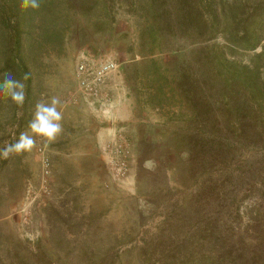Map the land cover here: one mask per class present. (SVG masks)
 Wrapping results in <instances>:
<instances>
[{"label":"rangeland","instance_id":"374dc122","mask_svg":"<svg viewBox=\"0 0 264 264\" xmlns=\"http://www.w3.org/2000/svg\"><path fill=\"white\" fill-rule=\"evenodd\" d=\"M20 1L0 0V70L6 59L19 56L28 74L25 79L16 73L12 81L18 83L7 87L0 80V153L9 139L14 145L28 131L38 102L59 100L62 131L53 142L34 136L30 152H13L6 159L0 155V163L6 160L0 178V264L2 250L14 240L22 242L28 256L25 249L35 241L46 242L50 206L63 214L91 212L98 233L113 237L114 257L102 264H179L183 251L194 257L214 252L224 257L222 264H264V111L252 120L254 129L250 125L226 169L197 166L201 159L193 164L184 145L205 134L195 121L193 102L194 96L209 92L198 47L227 45L223 37L192 43L172 34L159 37L157 30L145 33L144 17L121 6L112 19L102 17L95 26L93 19L76 16L66 23L58 18L56 33L36 30L29 40L21 35L17 48L11 35L17 15L7 7ZM160 2L154 0L157 10ZM58 5L67 6L66 0ZM260 44L250 50L225 49V58L236 67H251L254 61L264 82V58L253 57ZM105 61L114 67L92 89L79 83L78 63L91 69ZM182 75L187 86L178 88ZM224 87L219 83L213 89L215 106L229 94ZM17 92L23 93L22 100L13 98ZM236 94L240 97L236 89L229 94L232 101ZM228 128L236 135L235 121ZM224 177L232 183H225L230 192L209 245L201 230L209 208L219 207L217 201L213 198L197 212L183 206L209 180L222 182ZM220 229L234 243L232 253H226ZM168 245L165 256L158 252Z\"/></svg>","mask_w":264,"mask_h":264},{"label":"trees","instance_id":"16d2710c","mask_svg":"<svg viewBox=\"0 0 264 264\" xmlns=\"http://www.w3.org/2000/svg\"><path fill=\"white\" fill-rule=\"evenodd\" d=\"M37 2L39 7L35 9L31 7V0L27 3L21 0L20 3L9 4L7 7L9 11L15 10L17 15L11 32L16 40L17 48L22 40L21 35L24 36V40H29L30 34L36 30L48 36L56 33L54 28L58 18H63L66 23L74 22L76 16L86 20L93 19L95 26L102 17L112 19L116 9L121 6L128 13L135 16L140 14L144 17L147 26V29H144L145 33L149 30L150 34H153L157 30L160 32L159 37L172 34L188 37L192 43L205 42L215 36H222L227 45L215 46L206 43L198 47L201 50L199 62L204 64L201 66L204 70L201 74L202 81L208 85L209 92L201 98L194 96L193 102L197 108L196 117H199L195 121L204 129L205 134L193 143L184 142V145L193 164H197V160L201 159L197 166L204 167L206 164L210 168L219 165L227 168L226 165L232 159L234 150L241 148V142L244 145L250 125L251 129H254L252 120L262 115L264 111V82L260 79L258 66L254 61H251V67L246 65L236 67L232 61L225 58L227 52L225 49L250 50L259 46L264 37V0H161V7L158 10L154 0L130 2L127 0H66L67 6L62 8H59L58 0H37ZM142 37L143 35H140V38ZM253 57L256 60L264 58V40L260 44V51L253 54ZM21 61L19 56L16 60L6 59L4 67L0 70L2 73L0 80L5 82L6 77L11 80L16 79V73L21 75L23 73L25 79L28 78ZM16 67L23 69L19 71ZM183 76L176 80L178 88L184 84L185 87L187 86V78ZM219 83L225 85V94H232L236 89V92H240V97L236 94L235 101H232L227 94L226 97L219 99V103L215 106L211 97L214 94L213 89L219 86ZM185 87L182 88L183 92ZM27 88L25 85V92ZM232 121H235L238 126L236 135L227 132ZM263 121L264 117L261 116L260 122L263 123ZM188 138L191 139L192 136ZM11 145L13 140L9 139L7 146ZM5 174L6 160L0 163V178L5 177ZM6 179L10 180V177ZM217 181L209 180L201 191L195 192V195L187 202V206H183L185 202L182 203L184 209L193 208L197 212L205 208L213 198L217 201L216 206L219 207L213 212L209 208L210 216L203 222L205 225L201 230L203 240L209 245L215 240L216 227L221 225L218 222L221 221L222 216L218 214L225 206L227 197L225 195L230 192L226 189L225 183H232L228 177H224L222 182L220 179ZM12 184L8 182V189L13 188ZM46 222L48 225L46 242H42L41 239L35 241L32 249H25L30 254L28 256L20 247L22 242L14 240V245L2 250L1 263L102 264L105 261H112L114 255L111 254V240L113 237L107 232L102 235L98 233L99 230L96 228L97 225L95 226L96 221L94 224L91 212L78 215L63 214L50 206ZM218 233L221 234V241L227 245L226 253H232L231 247H234V243L229 240L230 236L225 234L223 229H220ZM198 234L199 232L196 233ZM169 246L162 247L158 252L165 256L164 251H168ZM144 253L140 255L145 257ZM169 253L172 252L169 250ZM203 253L194 257L183 251V259L179 261V264H222L223 260H220L224 258L222 255L219 259L214 252L213 254Z\"/></svg>","mask_w":264,"mask_h":264},{"label":"clouds","instance_id":"9594fccd","mask_svg":"<svg viewBox=\"0 0 264 264\" xmlns=\"http://www.w3.org/2000/svg\"><path fill=\"white\" fill-rule=\"evenodd\" d=\"M25 2L27 3L28 0H25ZM31 7L34 9L39 7L37 0H31ZM15 83L18 82H14L6 77L4 87ZM13 98L22 100L23 93L17 92ZM58 104L59 100L56 98H53L50 104L38 102L35 105L33 119L29 122L28 131L22 132L17 142L14 145L7 146L0 155L7 158L13 152L16 154L30 152L35 146L34 136L43 137L48 142L55 141L58 134L62 131V125L60 123L62 115L58 111Z\"/></svg>","mask_w":264,"mask_h":264},{"label":"built area","instance_id":"2783aa9c","mask_svg":"<svg viewBox=\"0 0 264 264\" xmlns=\"http://www.w3.org/2000/svg\"><path fill=\"white\" fill-rule=\"evenodd\" d=\"M114 67L113 62L105 61L98 66L89 69V67L83 63H78L76 67V73L79 83L84 85L88 89H92L94 85L99 83L102 77L108 73ZM90 79V84L87 82Z\"/></svg>","mask_w":264,"mask_h":264}]
</instances>
